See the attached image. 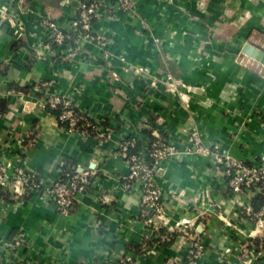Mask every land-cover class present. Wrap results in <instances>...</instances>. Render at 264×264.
<instances>
[{
    "label": "crops",
    "instance_id": "1",
    "mask_svg": "<svg viewBox=\"0 0 264 264\" xmlns=\"http://www.w3.org/2000/svg\"><path fill=\"white\" fill-rule=\"evenodd\" d=\"M135 1L130 14L104 0L93 28L105 45L82 39L42 54V19L69 24L78 0H0V166L12 181L16 167L48 180L64 164L94 173L69 214L40 190L7 189L3 264H264V228L248 216L256 196L233 194L213 154L190 140L200 133L232 159L264 162V75L242 52L246 42L264 49V0ZM161 50L178 77L160 67ZM57 95L99 128L62 125L42 107ZM146 129L173 147L155 171L165 211L150 223L118 150L125 137L150 138Z\"/></svg>",
    "mask_w": 264,
    "mask_h": 264
},
{
    "label": "built area",
    "instance_id": "2",
    "mask_svg": "<svg viewBox=\"0 0 264 264\" xmlns=\"http://www.w3.org/2000/svg\"><path fill=\"white\" fill-rule=\"evenodd\" d=\"M115 6L131 14L135 10L136 1L112 0L110 7L115 8ZM108 9L104 0H78L77 10L69 24L62 25L52 18L42 19L46 36L38 46H35V51L44 54L50 51L52 44L66 46L67 49L73 50L78 48V42L82 39L97 41L105 45L109 37L97 33L93 26L104 10ZM70 40L75 44H70ZM140 70L143 71L144 68L140 67ZM42 107L46 110L61 108V112L57 116L58 120L66 123L71 131L86 133L90 129L99 128L98 123L90 115L79 110L74 99L70 96H54L43 101ZM129 137L120 141L118 150L128 159L130 171L127 179L129 183L137 184L140 187V203L144 214L149 217L150 223L155 217L162 216L165 211L164 198L156 181L155 171L158 164L172 152L173 147L168 138L158 136V139L152 140L148 137L133 136L134 139L140 141V146L137 153L128 156L129 149L136 144L134 139H129ZM190 140L195 150L213 154L216 163L222 167L227 184L233 194L238 196L244 188H250V193L253 196L264 195V162L248 164L247 161L232 159L219 149H212L204 145V139L200 133H193ZM150 157L155 158L153 165L149 163ZM65 166L64 164L63 167ZM93 175L94 173L90 170L74 168L63 170L57 178L48 180L42 178L38 172L32 169L16 167L14 181H12L0 166V190L11 189L18 192L40 190L53 199L61 213L69 214L81 195L94 181ZM256 222L258 226L264 228V209L259 213ZM159 237L165 242L172 238V234L166 232ZM203 253L204 246L198 243L189 250V254L194 260L200 259ZM120 261L121 264L136 263L131 256L122 257ZM3 262L4 256L0 252V264Z\"/></svg>",
    "mask_w": 264,
    "mask_h": 264
},
{
    "label": "trees",
    "instance_id": "3",
    "mask_svg": "<svg viewBox=\"0 0 264 264\" xmlns=\"http://www.w3.org/2000/svg\"><path fill=\"white\" fill-rule=\"evenodd\" d=\"M70 44H75L73 41L70 40ZM52 48L54 47H57L56 45L52 44L51 46ZM159 60H160V67L166 71L169 75L173 76V77H178L179 75V70L181 69V67L175 63L172 59L168 58L165 53L161 50L160 51V54H159ZM33 62V60H31ZM7 109V104L6 102L5 103H2L0 101V110L1 111H5ZM49 111L53 112L54 114H56L57 116L59 115V113L61 112V108H49ZM62 125H66V123H62L60 122ZM146 133L150 136V138L152 140H156L158 139V136H155L152 132V130H147L146 129ZM129 139H134L133 136H130ZM134 141L136 142L135 146L131 147L129 149V154L128 156L134 154V153H137L138 152V149H139V146H140V141L137 140V139H134ZM155 162V158L154 157H150L149 158V163L150 164H154ZM248 164H252L251 162H246ZM72 170L74 169L73 167L71 166H68L66 165L65 167L62 168V171L63 170ZM61 171V172H62ZM251 191L250 188H244L242 193H249ZM10 191H7V189H1L0 190V197H4V198H9L10 197V194H9ZM252 209L250 211V214H248L249 217L253 218L254 220H257L258 219V216H259V213L262 212V210L264 209V195L263 194H259L257 195L253 200H252ZM141 250V248L139 249Z\"/></svg>",
    "mask_w": 264,
    "mask_h": 264
},
{
    "label": "water",
    "instance_id": "4",
    "mask_svg": "<svg viewBox=\"0 0 264 264\" xmlns=\"http://www.w3.org/2000/svg\"><path fill=\"white\" fill-rule=\"evenodd\" d=\"M242 52L246 56L255 60L257 63L256 65L260 67V73L264 75V49L251 42H246L242 48Z\"/></svg>",
    "mask_w": 264,
    "mask_h": 264
},
{
    "label": "rangeland",
    "instance_id": "5",
    "mask_svg": "<svg viewBox=\"0 0 264 264\" xmlns=\"http://www.w3.org/2000/svg\"><path fill=\"white\" fill-rule=\"evenodd\" d=\"M239 61H241V60H239ZM208 74H210V75H211V73H208Z\"/></svg>",
    "mask_w": 264,
    "mask_h": 264
}]
</instances>
